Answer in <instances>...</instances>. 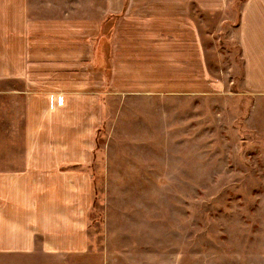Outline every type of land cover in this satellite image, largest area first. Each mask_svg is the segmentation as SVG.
<instances>
[{
	"label": "crops",
	"instance_id": "0c3cea01",
	"mask_svg": "<svg viewBox=\"0 0 264 264\" xmlns=\"http://www.w3.org/2000/svg\"><path fill=\"white\" fill-rule=\"evenodd\" d=\"M67 4L0 0V264L97 244L94 171L107 179L113 106L187 105L237 84L264 131V0H103L86 15Z\"/></svg>",
	"mask_w": 264,
	"mask_h": 264
},
{
	"label": "rangeland",
	"instance_id": "374dc122",
	"mask_svg": "<svg viewBox=\"0 0 264 264\" xmlns=\"http://www.w3.org/2000/svg\"><path fill=\"white\" fill-rule=\"evenodd\" d=\"M60 1L81 15L103 2ZM226 42L223 33L219 43L235 48ZM228 74L241 77L237 55ZM234 85L187 105L160 97L113 106L107 179L94 171L97 244L81 256L49 254L48 264H264L262 115H249Z\"/></svg>",
	"mask_w": 264,
	"mask_h": 264
}]
</instances>
